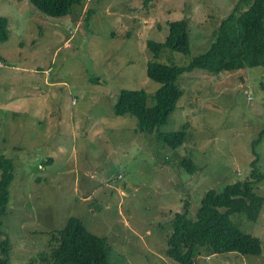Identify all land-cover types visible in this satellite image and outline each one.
I'll list each match as a JSON object with an SVG mask.
<instances>
[{"label": "rangeland", "instance_id": "obj_1", "mask_svg": "<svg viewBox=\"0 0 264 264\" xmlns=\"http://www.w3.org/2000/svg\"><path fill=\"white\" fill-rule=\"evenodd\" d=\"M240 1L82 0L55 17L32 0H0L11 30L0 41V156L15 166L2 217L11 264H43L72 216L108 238L113 264H177L165 253L175 215L195 216L210 189L264 174V65L184 72L183 95L153 134L115 111L122 90L161 87L147 76L148 42L164 41L168 22L187 20L190 51L163 49L157 60L184 66ZM185 123L184 145L164 144L161 134ZM185 158L198 169L187 172ZM255 190L264 196V177ZM233 219L261 254L204 252L201 264H264V204L257 220Z\"/></svg>", "mask_w": 264, "mask_h": 264}, {"label": "trees", "instance_id": "obj_2", "mask_svg": "<svg viewBox=\"0 0 264 264\" xmlns=\"http://www.w3.org/2000/svg\"><path fill=\"white\" fill-rule=\"evenodd\" d=\"M32 2L46 14L61 17L70 14L73 6L81 4L82 0ZM167 25L164 41L148 42L155 59L147 63V76L161 87L153 95L144 90H122L115 104L119 116L136 119L139 133L153 134L156 128L168 122L183 95L176 82L184 72H234L264 65V0L240 1L222 20L210 47L184 66L157 60L163 49L184 54L190 51L187 20H172ZM10 31L9 18L0 17V41L8 40ZM186 127L187 123L183 130L163 133L160 137L164 144L178 149L185 143ZM263 137L264 130L260 139ZM181 166L189 173L198 169L189 158H185ZM14 170V162L0 156V264H11L12 244L9 238L3 237L2 217L8 212L11 201ZM263 177L264 174L254 170L251 178L244 182L230 183L222 191L210 189L195 216H189L187 210L178 212L172 221L173 231L168 238L166 255L177 264H201L199 257L204 252L209 255L229 252L261 254L260 239L244 231L233 216L246 213L251 220H257L264 196L255 190V185ZM52 234L54 246L49 254L41 255L43 264H113L108 238L91 232L79 217H70L62 229Z\"/></svg>", "mask_w": 264, "mask_h": 264}, {"label": "built area", "instance_id": "obj_3", "mask_svg": "<svg viewBox=\"0 0 264 264\" xmlns=\"http://www.w3.org/2000/svg\"><path fill=\"white\" fill-rule=\"evenodd\" d=\"M2 65V63H0V66Z\"/></svg>", "mask_w": 264, "mask_h": 264}]
</instances>
